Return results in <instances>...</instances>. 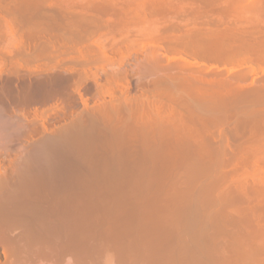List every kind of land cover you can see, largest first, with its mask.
<instances>
[{"label":"bare ground","instance_id":"bare-ground-1","mask_svg":"<svg viewBox=\"0 0 264 264\" xmlns=\"http://www.w3.org/2000/svg\"><path fill=\"white\" fill-rule=\"evenodd\" d=\"M255 1L0 0V264L253 262L216 192L221 128L264 132Z\"/></svg>","mask_w":264,"mask_h":264},{"label":"rangeland","instance_id":"rangeland-1","mask_svg":"<svg viewBox=\"0 0 264 264\" xmlns=\"http://www.w3.org/2000/svg\"><path fill=\"white\" fill-rule=\"evenodd\" d=\"M251 1H254V2H256L255 0H251ZM259 1H264V0H259ZM251 3H253V2H251ZM258 3H260V2H258L257 1V4ZM254 4H256V3H254ZM174 14V13H173ZM249 14H251V17H248L249 16ZM252 14L253 13H248L247 15L245 14L244 16L245 17H247V18H245L244 16L242 17V24L241 23H239L238 24V22H240V21H237V19H231L230 20V23H229V20H225V21H227V23H229L230 25H233L234 23H237V26H235V27H237L238 28V26L239 27H241V28H239V29H241V31L243 30L244 31V29L246 28H248L247 29V32H249V30L251 31V34H253V32L252 31H256V27H258L256 24L254 25V26H252L253 24L251 23L252 22V19L253 18H255V17H258V16H256V15H259V14H256V15H253V16H255V17H253L252 16ZM263 16V18L261 17V16ZM259 15V17H258V19L257 18H255L254 20V22H256L257 20L259 21L261 18H262V21H261V23H259L258 21V23L260 24V26L257 28V29H260V30H264V29H262L263 27H264V24L262 23V22H264L263 21V19H264V15L263 14H260ZM171 17V16H170ZM253 17V18H252ZM261 17V18H260ZM172 18V17H171ZM170 18V19H171ZM248 18H251V20L249 21V23H251L252 25L251 26H248V24H246L244 21H247V19ZM174 18H172V20H173ZM245 19V20H244ZM186 20H189V19H186ZM186 20H182V21H186ZM234 21V23H233V21ZM237 22H236V21ZM181 21V23H183ZM222 21V20H221ZM225 21H222V23L221 24H224V22ZM232 21V22H231ZM191 21H187L186 23L188 24V23H190ZM246 24V26H244L243 24L244 23ZM186 23H184V25H186ZM227 23H225V25H228ZM235 25V24H234ZM242 25H243V27H242ZM236 28V29H237ZM243 28V29H242ZM245 29V30H246ZM252 29H254V30H252ZM237 31H238V33H239V31L240 30H238L237 29ZM246 32V33H247ZM264 32V31H263ZM263 32H261V31H259L258 30V32H255L258 36L259 35H262L263 34ZM243 33V32H242ZM219 35V37H217V38H220V39H218V40H221V38H223L222 36V34L221 33H218ZM240 34V33H239ZM248 34V33H247ZM247 34L245 35V32H244V37H246L247 38ZM220 35H222V36H220ZM264 35V34H263ZM241 36H242V34H241ZM251 36V35H250ZM249 36V37H250ZM257 36V37H258ZM173 37V36H172ZM252 37V36H251ZM250 37V38H251ZM260 37H264V36H260ZM249 38V39H250ZM259 38V37H258ZM170 39V38H169ZM172 39V38H171ZM251 39H253V38H251ZM174 40V39H173ZM169 41V40H168ZM179 41V40H178ZM170 42V41H169ZM173 42V41H172ZM171 42V44H173ZM174 42H176V41H174ZM221 42H222V40H221ZM169 44V43H168ZM170 44V45H171ZM175 44V43H174ZM177 44H178V42H177ZM176 45V44H175ZM180 45V43L178 44V46L177 47H181V49L182 48H184V47H182V44H181V46H179ZM174 46V45H173ZM172 46V47H173ZM168 47H169V45H168ZM168 47H167V51L170 53V50L168 49ZM171 47V46H170ZM177 47L175 48V51H177L176 49H177ZM233 47H235V46H233ZM254 48H256V47H254ZM253 48H251L250 50H252ZM179 50V49H178ZM183 50V49H182ZM255 49H253V51H254ZM171 51H173V52H171L172 54H174V48H173V50H171ZM185 51H186V48H185V50H183V52L185 53ZM257 51L258 52H261L259 49H257ZM180 54L182 53L181 51H178ZM178 52H176L175 54H177ZM190 53L189 55H191V51H189V50H187L186 51V53ZM170 53V54H171ZM184 53H182V54H184ZM186 53L184 54V55H182L183 57H186V58H188V57H190V56H188V55H186ZM251 53H253V52H250V55L251 56H254V57H252V58H250V59H248V61L246 60V58L248 57V55L246 56L245 55V59H243V62H244V60H245V62L247 61V63H246V65H240V66H238L239 64H237V68L238 67H240V68H238V70H240V71H242V74H240L239 72H237V74L238 75H243L242 77H244L245 78V74H247V75H249V72L251 73V75H253L252 76V78L251 79H254V78H256L255 80H258L257 78H264V61H262L263 60V58H262V56L264 57V53H262L261 52V54H259L260 56H261V58H260V60H261V63H260V61H259V59L257 58L258 57V54L256 53V50H255V52H254V54H257V55H253V54H251ZM179 54V55H180ZM186 55V56H185ZM232 55L233 54H231V55H229V59H226V60H231V61H233L234 63H235V61H234V57H232ZM192 56L194 57L195 55L194 54H192ZM236 56H239V54L237 55L236 54ZM236 56H235V59H236ZM255 56H257L256 57V60H251V59H255ZM243 57H241V56H239L238 58H239V60H240V58H241V60H242V58ZM250 57V56H249ZM248 57V58H249ZM194 58H196V59H194ZM194 58H188L189 60L191 59V60H197V57H194ZM199 58V57H198ZM227 58V57H226ZM231 58V59H230ZM237 58V59H238ZM200 59V58H199ZM221 59H223V58H221ZM233 59V60H232ZM190 60V61H191ZM202 59H200V60H198L199 61V65L201 64L202 65V63L203 62H205V64L204 65H208V64H211L210 62H212V61H210L209 63H208V61L207 60H202V63L200 62ZM216 60V63H214V64H212V65H210L209 67H211V66H214L213 68L214 69H216L217 68V72H219L220 70H221V72L224 74L225 73V75L227 76H230V74H232V73H229V72H226L227 70L229 71L230 69H232L233 68V70H231V72H234V69H235V71L237 70V68L235 67V65L233 66V62L231 63V62H229L230 63V65H229V63H227V61L225 60V59H223V60H225L224 62V64H223V66L225 67V65H226V67H225V69H223L224 67L222 66V64H221V62H220V64H219V61H221V60H219V61H217L218 59H215ZM214 60V61H215ZM223 60H222V63H223ZM237 61V60H236ZM250 61V62H249ZM251 61H253V62H251ZM239 61H237V63H238ZM263 62V63H262ZM194 63H196V62H194ZM213 63V62H212ZM228 64V66H227V64ZM256 63V64H255ZM240 64H241V62H240ZM204 65H202L201 66V68L203 69L204 67H206V66H204ZM219 65V66H218ZM253 65V66H252ZM217 66V67H216ZM244 68H242V67ZM253 68H252V67ZM209 67H206V69L208 68V70H206V71H210V70H213V68L212 69H210ZM229 68V69H226V68ZM231 67V68H230ZM210 69V70H209ZM249 70V69H252V70H249V72L248 71H246V70ZM256 69V70H255ZM205 70V69H204ZM226 70V71H225ZM237 70V71H238ZM243 70H244V72H245V74H244V72H243ZM214 72H216V70H214ZM220 73V72H219ZM228 73V74H227ZM234 75L236 74V73H233ZM225 75H223V76H225ZM251 75H249L250 77H251ZM260 75V76H259ZM247 78H249L248 76H247ZM246 78V79H247ZM263 80V79H262ZM241 123H239V122H237V124L235 123L234 124V122H228V124L227 125H229V126H227V125H225L223 128H221V130L220 131H222L223 129H224V132L222 133L224 136V143L225 144H227V146L225 145V147H226V149L224 148V150H226V151H224L225 152V155L221 158V160H222V170L221 171H223V173H221V175H222V181H224V182H222L221 181V185H220V187H219V190L218 191H220V192H216V195H217V200H219L218 202H219V205H220V208H222L223 210L222 211H224V213L226 212L227 213V215H226V217L229 215V218H228V220H230L229 221V228H230V231L233 233V234H235L236 235V239L238 240V241H240V242H242L243 244H244V247L246 248V246H247V250L245 249V252L246 251H250V253L248 254V252H246L247 253V256H249L248 257V260H250V262L249 263H251V261H253L251 264H258L257 263V261L256 260H259L258 262L261 264H264V132H263V135H261V137H260V139H259V141L257 142V143H259L257 146V148H255L254 149V152H255V154H254V152L252 151V150H248V152L249 153H247V150H245L246 152L244 153L243 151H244V148H242L243 146H241V148L243 149H239V146L240 145H242V143L244 144V142H246L247 140H248V138H249V136H250V132H248L249 131V129L247 128V127H243L242 128V124L240 125ZM235 125V126H234ZM240 125V127H238ZM227 126V127H226ZM217 127L218 128H220L219 126H216V125H214L213 126V128H211V129H217ZM226 127V128H225ZM229 127V128H228ZM236 127V128H235ZM231 128V129H230ZM235 128V129H234ZM237 129V130H236ZM248 129V130H247ZM240 130V131H239ZM213 130H211V132H212ZM217 132V133H216ZM219 131H218V129H217V131H215L212 135H214L212 138H213V140L210 138V143H206V142H208V141H206L205 142V144H206V147L208 148V150L211 152V148H212V152H211V154H212V156H205L206 158H208V157H212L211 159V161L213 162H210V161H208V160H210L209 158H208V163L210 162L211 163V165H214L216 162V159H217V154H215V153H217L218 152V143L220 142V138H218L219 137V133H218ZM228 133V134H227ZM216 134V135H215ZM218 134V135H217ZM242 135H244V136H242ZM228 138V139H227ZM214 139H216V140H214ZM219 139V140H218ZM227 139V140H226ZM245 139V140H244ZM218 140V141H217ZM226 140V141H225ZM213 141V142H212ZM228 141V142H227ZM212 143H213V145H212ZM215 143V144H214ZM256 143V144H257ZM239 144V145H238ZM262 144V145H261ZM213 147H212V146ZM261 146V147H260ZM217 147V148H216ZM235 147V148H234ZM263 147V148H262ZM216 148V149H215ZM259 148H261L260 150H259ZM256 149H257V151H256ZM217 150V151H216ZM236 151V152H235ZM243 153H242V152ZM251 152V153H250ZM253 152V153H252ZM257 152V153H256ZM258 154V155H257ZM213 155H215V156H213ZM247 155H249V156H247ZM221 157V156H220ZM224 157H225V159H224ZM218 158H219V156H218ZM260 160H259V159ZM245 159V160H244ZM258 159V160H257ZM242 162V163H241ZM224 164V165H223ZM245 164V165H244ZM254 179V180H253ZM234 181V182H233ZM252 181V182H251ZM247 182V183H246ZM224 183V184H223ZM230 184V185H229ZM232 184V185H231ZM242 184V185H241ZM253 184H254V186H253ZM257 184V187L255 186ZM259 184V185H258ZM247 185V186H246ZM226 186V187H225ZM233 186V187H232ZM237 189H236V188ZM240 187V188H239ZM251 187H253L252 189H251ZM228 190H227V189ZM235 188V189H234ZM244 188V189H243ZM222 189V190H221ZM224 189H225V191H224ZM234 191H233V190ZM227 190V191H226ZM244 190V191H243ZM249 190V191H248ZM247 192V193H246ZM238 193H240V195L238 194ZM260 193V194H259ZM260 195H261V199H260ZM223 197H226V198H223ZM257 198V199H256ZM260 200V201H259ZM224 201V202H223ZM255 202H257V203H255ZM250 207V208H249ZM257 207V208H256ZM227 208H229L228 210H227ZM254 208V209H253ZM227 210V211H226ZM230 211H231V213H230ZM253 211V212H252ZM256 211V212H255ZM229 212V213H228ZM252 212V213H251ZM223 213V214H224ZM225 213V214H226ZM231 214V215H230ZM236 220V221H235ZM233 225V226H232ZM257 225V226H256ZM262 225V226H261ZM259 226V227H258ZM236 227V228H235ZM238 228V229H237ZM244 228V229H243ZM237 233H236V232ZM241 232H243V233H241ZM243 234V235H242ZM240 235V236H239ZM245 235V236H244ZM249 235H250V237H249ZM254 235V236H253ZM237 236H238V238H237ZM242 236V237H241ZM260 237H261V239H260ZM246 238V239H245ZM241 240H243V241H241ZM252 241V242H251ZM260 243H258V242ZM249 242V243H248ZM254 243V244H253ZM248 244V245H247ZM251 244V245H250ZM254 246V247H253ZM243 247V248H244ZM250 247V248H249ZM252 247V248H251ZM257 248V249H256ZM249 249V250H248ZM254 249H256V250H254ZM254 251V252H253ZM258 251V252H257ZM254 253V254H251V253ZM259 253H261L262 255H260ZM251 254V255H250ZM256 254V255H255ZM257 254H259V255H257ZM253 255V256H252ZM254 255L256 256V258L254 257ZM263 256V257H262ZM260 257V259H258ZM254 258H255V261H254ZM260 260H261V262H260ZM254 262H256V263H254Z\"/></svg>","mask_w":264,"mask_h":264}]
</instances>
